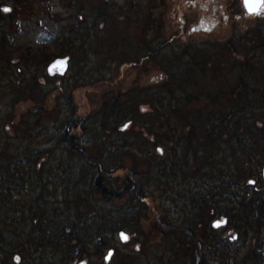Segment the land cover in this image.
Returning a JSON list of instances; mask_svg holds the SVG:
<instances>
[{
  "label": "rangeland",
  "instance_id": "rangeland-1",
  "mask_svg": "<svg viewBox=\"0 0 264 264\" xmlns=\"http://www.w3.org/2000/svg\"><path fill=\"white\" fill-rule=\"evenodd\" d=\"M259 26L264 31V7L248 14L243 0H0V161L22 158L24 167L19 184L1 173L0 264H187L176 256L184 252L205 254L202 264H264V221L253 209L264 196L263 154L247 161L255 177L236 181L233 155L222 147L208 157L191 145L185 153L147 101L174 67V89L196 78L185 111L244 100L251 83L264 85V48L254 50L262 61L241 82L226 44L232 40L238 58H247L241 36ZM165 39L158 57H144ZM73 41L87 49H66ZM61 47L64 56H56ZM114 47L120 62L111 60ZM58 57L69 65L50 74ZM72 117L86 118V129L75 132L90 156L110 169L122 165L108 182L145 197L109 200L93 190L94 169L60 136ZM28 148L44 151L30 168ZM134 170L142 192L127 181ZM65 232L77 235L72 245Z\"/></svg>",
  "mask_w": 264,
  "mask_h": 264
},
{
  "label": "trees",
  "instance_id": "trees-1",
  "mask_svg": "<svg viewBox=\"0 0 264 264\" xmlns=\"http://www.w3.org/2000/svg\"><path fill=\"white\" fill-rule=\"evenodd\" d=\"M93 37L97 39V37H99V32H97ZM258 37L264 39V31L260 28V26L257 29L248 30V32L241 36L242 41H245V43H247L245 54H248L247 58L241 60L240 58H238V53L240 52L239 47L232 40H230L226 44L230 54L236 55L231 57V66L233 67V70L236 69L240 73V76L244 75L243 77H241V82H245V76L247 74L246 70L253 68L256 62L262 61V54L254 53L255 49V51H257V48L259 47L260 49L262 48V50L264 48V43L260 45L257 42ZM165 42H168V39H165L164 42H161V44L157 47H153L152 51L151 49H149L150 51H147L144 57H158V54L161 52V50L163 51L165 47ZM77 46H79L81 50L87 49L84 41H73V43H70L65 48L73 50ZM62 48L64 47L59 48L58 50L60 51L57 52L54 49L56 56H64L63 54L66 51L65 48ZM100 48L101 47L96 46V49L100 50ZM108 48H110V46ZM120 56L121 53L119 52V48L116 49L114 47V50L110 54L111 60L113 59L120 62L122 59L120 58ZM34 58H36V56L33 55V59ZM139 58L141 59L142 57ZM163 68H166L168 70L169 65L167 66L165 64L163 65ZM203 71L205 70H202V72ZM168 74V78H165L162 84L160 86H157V88L155 89V93L154 91L151 92L152 94H154L152 100L147 99V101L149 102L152 101L151 107L154 106L156 112L159 111L160 113H162L163 123L169 126V130L165 132L166 137L176 143L182 142L181 144L187 147L191 145L194 149L197 148L202 150V148H204L207 151V155H209L208 157H213L216 153L219 152L218 150L223 147L226 149V151L229 152L230 155H233L235 158H233L235 169L238 168V172L235 174L236 177L243 178V180L238 178L236 180L235 175H232L234 181H241L242 183L246 184L245 181L253 179L255 177L254 170L251 169V167L247 166V161L250 159L251 153H262L263 157L259 165H264V85L259 86L251 83L249 93L246 95V97H244V100H242L239 96H234L233 103L230 106H227V108H213L215 106H211L214 105L211 103L209 105L206 104L203 111H201L200 109H195L194 111L188 112L183 109V106L192 104L191 102L195 99V95L197 92L195 85L196 78L188 85L185 84L183 86L181 84V86L174 89L172 87V83H176V78H178V76L180 75V68L174 67L173 69L168 70ZM76 75L78 74L76 73L75 76ZM91 82L92 80H89L88 83ZM162 93L163 95H161ZM170 96L173 97V100L169 98ZM209 99L210 98H206L204 100ZM114 100L118 101V98H115ZM138 104L139 102L137 103V105ZM151 112L147 114H151ZM190 113H194V115L202 114L200 121L196 117L192 118L193 115L190 116ZM257 116L261 117V119L258 120H261L262 122H259L257 120ZM84 119H82V121L80 118L78 120H75L73 117L69 119L66 125H64V127L62 128L63 130L60 136L71 150H75L82 155L81 157H83L82 159L86 162L87 166L94 169L95 173L91 182L93 185V190L97 194L101 195L102 197L105 196L109 200H113L118 197L121 198L126 195L127 198L132 199L137 197H145L144 193L141 191V188L143 186L142 177L137 170H134V173L132 172L131 174L127 175V181L133 182L134 184H136L135 181H137L138 187L136 188V191L138 189L142 193L134 192V186L127 187L126 189H121L113 186V184L108 182V179L112 178V173L114 172V170L120 168L122 165L114 167V169H110L107 167L103 159H100L99 157H93L92 155L90 156L88 148L77 139L79 138L80 133L78 135L75 132L78 127L82 128L83 130L86 129L85 122H83ZM193 141H195V144L193 143ZM4 142L5 141H1V143ZM164 142L165 141H163V143ZM227 145H231L230 148H227ZM171 148L172 151L176 152V147L172 146ZM188 150L189 147L185 149V153H187ZM42 152L44 151H41V149L39 148H28L24 150V159L28 161L27 163L29 168L31 167L30 165H33L35 160L41 156ZM203 155L206 154L202 151V156ZM13 158L8 159L10 160V163L0 161V184H2V180L4 179V177L1 176V173L5 174L6 179L8 178V181H10V183L16 182L17 184H19V180L23 179V176L20 174L22 171H24V167H21V165L18 164V162L22 160V158L18 159V161L13 160ZM258 171L261 172L260 167L258 168ZM4 197L5 194L3 198ZM263 208L264 196L260 195L257 197L256 201L253 204L254 215L256 217V220L258 219L259 222L264 221ZM172 225H175L174 228L176 230L179 229L182 234L184 233V228H178L179 226H177L176 224L164 223V227H162V229L168 230L170 229V227H172ZM1 232L2 230L0 231V233ZM2 235H4L3 232ZM62 235L68 238L71 245V238H77L76 234H70L67 236V233L65 232ZM184 235L187 234L184 233ZM81 244H83V241H81Z\"/></svg>",
  "mask_w": 264,
  "mask_h": 264
},
{
  "label": "water",
  "instance_id": "water-1",
  "mask_svg": "<svg viewBox=\"0 0 264 264\" xmlns=\"http://www.w3.org/2000/svg\"><path fill=\"white\" fill-rule=\"evenodd\" d=\"M244 1V6L245 9H247L248 13H252V12H259L262 6V3L264 2V0H248V2L246 3V0ZM253 8L256 9V11H250L249 8ZM69 62H68V58L64 57V58H56L53 60V62L48 66V72L50 74H54V71L57 70L59 73H63L65 71V69L68 67ZM214 226H217L219 224H222L223 221L220 220H216L214 221Z\"/></svg>",
  "mask_w": 264,
  "mask_h": 264
},
{
  "label": "flooded vegetation",
  "instance_id": "flooded-vegetation-1",
  "mask_svg": "<svg viewBox=\"0 0 264 264\" xmlns=\"http://www.w3.org/2000/svg\"><path fill=\"white\" fill-rule=\"evenodd\" d=\"M264 6H261V8L260 9H262ZM178 233H181V232H179V231H177ZM184 234V233H183ZM182 233H181V235H183ZM184 245H186L185 244V241H184V243H182V244H180L179 246H180V248H183L182 250L184 251ZM180 248H179V250H180ZM204 255L205 254H203V255H200V253L199 252H195V253H187V252H184V254L183 255H176V256H179L178 257V259H186L187 260V264H202V262H201V260L203 259V257H204ZM174 257H175V255H174ZM176 258V257H175ZM175 260V259H174ZM174 260H173V262H174ZM75 264V263H74ZM85 264H89V263H85ZM106 264H109V262H107Z\"/></svg>",
  "mask_w": 264,
  "mask_h": 264
},
{
  "label": "snow or ice",
  "instance_id": "snow-or-ice-1",
  "mask_svg": "<svg viewBox=\"0 0 264 264\" xmlns=\"http://www.w3.org/2000/svg\"><path fill=\"white\" fill-rule=\"evenodd\" d=\"M247 2H248V0H246V3H247ZM249 10H250V11H256V9H253V8H251V7L249 8ZM5 11H8V10L5 9ZM217 226H219V225H217ZM122 239L127 240L128 237L122 234Z\"/></svg>",
  "mask_w": 264,
  "mask_h": 264
},
{
  "label": "bare ground",
  "instance_id": "bare-ground-1",
  "mask_svg": "<svg viewBox=\"0 0 264 264\" xmlns=\"http://www.w3.org/2000/svg\"><path fill=\"white\" fill-rule=\"evenodd\" d=\"M243 5H244V1H243ZM262 6H264V2L262 3ZM244 9H245V6H244ZM246 11H247V9H246ZM247 13H248V11H247ZM248 14H250V13H248Z\"/></svg>",
  "mask_w": 264,
  "mask_h": 264
}]
</instances>
